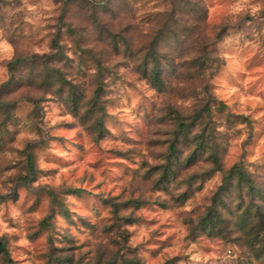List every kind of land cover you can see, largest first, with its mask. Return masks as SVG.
<instances>
[{
	"label": "clouds",
	"instance_id": "clouds-1",
	"mask_svg": "<svg viewBox=\"0 0 264 264\" xmlns=\"http://www.w3.org/2000/svg\"><path fill=\"white\" fill-rule=\"evenodd\" d=\"M68 84L80 98L78 111L94 107L105 121L99 138L65 107ZM261 92L264 0H0V243L13 264H48L50 247L62 254L56 250L65 247L63 237L80 249L75 255L78 261L85 257L83 264H121L129 249L138 264H264V231L257 228L255 243L247 234L258 225L257 208L264 212ZM221 100L228 105L225 116L233 113L231 123L216 111ZM209 103L211 115L203 111ZM182 123L190 126L187 135L178 134ZM172 142L179 149L171 156L178 171L192 148L204 145L181 180L192 177L194 188L207 179L194 174L213 169L212 180L179 209L189 223L178 221L173 211L155 213L174 226L155 237L173 239L154 259L156 244L150 241L158 225H123L120 232L133 233L125 245L115 233L104 234L111 222L106 210L84 211L68 189L83 187L104 199L120 196L117 204L147 199L159 173L150 180L144 173L168 164ZM111 149L129 154L132 162L120 163L139 174L121 180L120 169L101 176L102 169L72 163L77 155L87 160V154L94 162ZM29 154L38 171L25 182ZM50 155L67 164L59 169L63 180L39 175L59 167L48 162ZM85 174L87 180L78 183ZM182 190L174 187L173 193ZM53 191L92 227L77 230L62 209L53 213L47 195ZM36 196L45 198L44 206L30 211L25 198ZM249 202L254 206L248 208ZM205 208L223 218V231L199 224ZM245 208L248 225L242 229ZM119 214L131 210L121 207ZM137 215L153 218L144 209ZM34 233H41L38 240ZM49 235L55 237L53 245ZM5 260L0 253V264Z\"/></svg>",
	"mask_w": 264,
	"mask_h": 264
},
{
	"label": "rangeland",
	"instance_id": "rangeland-1",
	"mask_svg": "<svg viewBox=\"0 0 264 264\" xmlns=\"http://www.w3.org/2000/svg\"><path fill=\"white\" fill-rule=\"evenodd\" d=\"M67 83V82H65ZM69 92L65 103V107L68 108V110L71 112L72 115L79 118L80 122L84 125H90L91 131L95 132L97 135V138H99L104 130H105V121L95 115V108L89 107L85 112L82 114L78 111V104L80 98L76 94V88L74 85L68 84ZM261 99H264V92L260 93ZM228 105L225 101L221 100L218 102V107L216 109L217 113L221 116H225V112L227 111ZM203 111L206 114L211 115L212 113V106L211 103L206 104L204 106ZM233 118V113L228 112L225 116V119L231 123ZM199 119V117H198ZM109 126H111V121L108 122ZM184 126V127H182ZM2 127V125H0ZM189 124L182 123L179 126L178 134L189 133ZM61 131H68L70 128H64L61 127ZM205 131H207V128H205ZM3 131H0V150H3ZM58 142L63 141V137H57L56 138ZM197 139H200V137H197ZM125 142H128L127 140ZM191 144L186 145V147H191ZM203 142L196 144L194 148H192L191 154L189 157L183 162V166L179 169V171L172 166V160L171 156L176 155L179 153V149L177 148V145L175 142H172L170 146V157L167 165L164 166H157L155 168H150L146 173H144V177L147 180H150L152 176H154L156 173H159L158 179L155 180L153 184L148 188L147 195L149 198L147 199H128L124 200L122 204H117L115 201L119 200L121 197L117 196L115 198H109L104 199L103 196H95L92 192H89L87 189L80 187V188H70L68 189V192L75 195L77 200L82 205V208L84 211H94L97 214H99V210L103 208L108 212V216L111 218V222L105 227L104 234L110 235L112 233H115L119 236L120 240L123 241L125 245H127L128 239L133 233H129L127 231L120 232V228L123 227V225H128L129 227L136 226L137 228L141 226L146 227H154L158 225V227L155 228L154 233L152 234L154 239L150 241V243H155L156 247L151 250V254L153 258L159 256L161 252H163V249L166 247H171V240L173 239L172 236H169L167 240H158L155 239V237L164 236L166 235V230L173 227L174 225L169 223L168 221L161 222L160 219L155 218V213L159 210H162L164 212L167 211H173L176 215V219L178 221L182 220L183 214L179 211V209L184 208L186 205L189 204V202L193 199H195L202 191H203V185L207 184L209 187L211 186V180H212V171L213 169H209L208 171L200 174H194V175H200L203 177H207L206 180H201L198 182L195 187L193 188V185L191 184L192 177H189L188 180H181V176L184 172L188 171L189 165L191 164V161L196 156V152L203 148ZM79 152V149H77ZM88 158L85 160L84 155H77L75 159L72 161V163H78V164H84L88 163L89 166L102 169L101 176H108L110 173V170L120 169L123 171V176L120 177L121 180L127 178L129 175H132L133 177L139 174V170H133L128 168L126 165L120 163L121 160H129L130 162V156L127 153L120 152L115 149L109 150L107 157H105L103 154H99L97 158L94 159L93 162V155L87 154ZM29 158L32 160V166L29 162ZM48 162L51 164L59 165V167H54L49 169L47 172H40L39 175L44 176L46 179L56 180L60 179L63 180V176H59V169L66 167L67 164L63 161V159L59 156L50 155L48 158ZM179 163V161H178ZM27 168L29 170V177H24L23 179L25 182H28L30 179L35 178L37 175V169L35 166V159L34 156L29 154L27 157ZM146 166V165H145ZM243 176H241V180H243ZM87 180L86 174L81 177L80 180H78V183H83ZM103 185L97 184L96 187L100 188ZM186 186V187H185ZM175 187L176 190H180L182 187L184 190L180 191V194L174 195L173 188ZM157 193H162V196L156 195ZM48 200H49V208L50 210L55 213L57 210H63L61 215L63 218L67 221L68 225L70 227H75L77 230L80 228H89L92 227L88 223L85 222V218L80 216L79 213H73L71 212L66 206L65 201L63 198H61L59 195H57L56 192H49L48 194ZM123 193H121V196ZM134 195V194H133ZM13 196H16L15 191L13 192ZM155 197V199H152L151 197ZM18 199V197H17ZM26 201L29 202V210H40L44 206V200L45 198L43 196H36L30 201L28 200V197L25 198ZM15 202V201H14ZM254 205L249 202L248 208L253 207ZM123 207L124 209H130L131 214L127 216H120V209ZM248 208H245L244 214L240 217L241 221V228L246 229L248 225V221L246 217L248 216ZM144 209L148 213L153 214V218L149 220L145 216H138L137 213L141 212V210ZM193 211H197V209H193ZM214 208H205L203 211H201L199 215V224L208 228L209 231H223L225 226V221L223 218L219 215H213ZM256 214L259 217L258 225L256 227H253L251 231H249L247 234L251 237L250 243H255L259 239V231H264V212H261L260 209L257 208ZM171 219V218H169ZM183 223H189L188 220H182ZM43 227L46 229L49 227L48 224H44ZM257 228L259 231H257ZM95 229L93 228V231ZM41 233H34L33 238L34 240H38L40 238ZM59 235V233H57ZM55 240V237L52 235H49L47 237V241L49 245H53V242ZM63 240L65 242V247L63 249H59L56 251H59L62 253L61 255L57 256L55 254V251L52 247L48 249V264H83V261L85 259L84 256H81L79 261L76 258L75 253L79 252L80 249H78L71 238L69 237H63ZM264 251V248L261 249ZM131 250H127L126 255L127 258L121 257V264H138V261L134 254H130ZM5 264H7L5 260ZM113 264H116V262H113ZM164 264H172L171 260H165Z\"/></svg>",
	"mask_w": 264,
	"mask_h": 264
},
{
	"label": "trees",
	"instance_id": "trees-1",
	"mask_svg": "<svg viewBox=\"0 0 264 264\" xmlns=\"http://www.w3.org/2000/svg\"><path fill=\"white\" fill-rule=\"evenodd\" d=\"M182 127H184V126H182ZM29 162L31 164V167H33L31 158H29ZM0 253L4 254L7 264H13V261H12L10 255L8 254V250L3 243H0Z\"/></svg>",
	"mask_w": 264,
	"mask_h": 264
}]
</instances>
